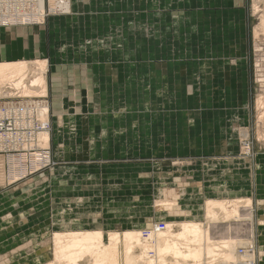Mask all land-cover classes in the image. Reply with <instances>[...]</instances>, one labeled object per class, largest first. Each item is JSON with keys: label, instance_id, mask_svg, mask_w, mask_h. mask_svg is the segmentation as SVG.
<instances>
[{"label": "crops", "instance_id": "0c3cea01", "mask_svg": "<svg viewBox=\"0 0 264 264\" xmlns=\"http://www.w3.org/2000/svg\"><path fill=\"white\" fill-rule=\"evenodd\" d=\"M247 1L70 0L66 16L52 15L38 26L0 27V62H47L52 158L57 162L48 172V192L37 197L44 218L31 220L28 213L25 224H12L11 239L0 245L17 244L15 232L25 235L44 219L48 230L66 227L69 220L87 226L91 216L93 228L106 229L105 207L123 199L118 217L132 214L131 227L142 230L162 214L174 219L165 212L156 217L152 204L163 198L160 191L182 192L187 218L206 199L241 192L253 199V187L254 201L263 200L264 167L258 166L263 173L253 183L247 166L237 172L233 167L235 130L250 118L244 96ZM79 170L86 177L74 173ZM92 179L101 182V200L107 197L99 203L97 218L89 199L85 208L82 198L81 205L75 204L77 197H94L91 182L82 184ZM63 183L70 187L69 198L57 186ZM194 197L198 204H189ZM111 223L116 231L125 224ZM6 232L0 229V237ZM259 239L263 244L264 238Z\"/></svg>", "mask_w": 264, "mask_h": 264}, {"label": "bare ground", "instance_id": "6f19581e", "mask_svg": "<svg viewBox=\"0 0 264 264\" xmlns=\"http://www.w3.org/2000/svg\"><path fill=\"white\" fill-rule=\"evenodd\" d=\"M260 2L255 1L254 5L252 4L253 5L252 6L253 15H256V16L259 15V23L257 24V26H255L252 29L254 40H259L260 36H264V2L263 1H262L263 3H260ZM69 3L67 2V4H64L63 6H61L62 10H64L65 12L69 11V5H70ZM50 6L53 7V2L50 3ZM41 11H44V9H42ZM48 15H52V14L50 13ZM46 72H47L46 60L45 61L44 60H38V61L24 60V61H19V62L18 61L17 62H13V61L0 62V99L10 98V96H16V97L18 96L19 98H22V99L31 98V97L40 96V95L45 96L47 89H48L47 84H46V78H47ZM15 91L17 92L15 93ZM255 98L256 99L254 102V110H255V113H257V118H258V127H256L257 129H256L255 140L257 143L259 142L264 143V93H260V95H257ZM36 111L38 112L37 118L39 119V125H40L38 128L34 127L32 119L26 115L25 117L23 114H20L22 117H20L18 120H16V117H15L13 126L10 125L13 130H8L5 132L6 134L8 133L10 134L11 132L16 131L15 137H13L10 140L8 152L14 151V150H20V149L24 152H27V150L34 149L35 154L32 155L34 164L40 161L45 166H54L52 163H50L51 154H49L48 152L43 154L42 151H40L41 148L42 149L46 148L49 151H51L50 150L51 147L49 148V143L51 141V133H50L51 125L48 119V108L41 104L40 106H38ZM27 126H29V128H26ZM19 128H23L25 130L23 132H19ZM73 129L74 128L72 126L70 127V129L68 128V133L69 132L72 133ZM248 129L249 128H247V126H242V127H238L235 130V132H237L235 134L236 143H237V149H236L237 154L240 155L241 157H244L246 160L248 157H245V156H247L250 151L249 144L246 142L250 135V132ZM61 138H63V136H61ZM71 142L72 141H70V143ZM241 142H246L247 144L243 143L244 144V147H243L242 146L243 144ZM2 143H4V140L2 137H0V144ZM41 146H43L44 148ZM29 155L31 154H27L26 157L23 156L21 158L27 159ZM15 157H18V156L8 155L6 157L5 155V158L0 156L2 168L5 162H7V164H9L10 166L11 171L14 172L15 167L13 166V163H14ZM257 157H258L257 160H259L258 162L259 164L257 166L261 164V167L263 168L264 167V153L262 155H258ZM241 159L235 160L236 162H234L233 164L235 171L238 169L239 170L246 169L245 161L242 162ZM36 168L38 169V167ZM21 171H24V170H21ZM30 172L31 171H29V173ZM19 174L21 173L19 172ZM238 176L240 177V175ZM239 177H237L236 179H241ZM8 182L10 183L11 181L8 180L7 184ZM57 186H60L59 188L60 191H64V189H66L65 197L69 198L71 196L68 190L70 187H67L66 183H63ZM240 186H243V185H240ZM52 188H50V191ZM2 189H5V188H2ZM204 191H208V190H204ZM159 194L162 195L163 198L160 199V201H155L154 204H152L154 205V213H156L155 214L156 217H158L159 213L165 212L170 215H173L174 219L166 218V222H161L157 224L156 226L153 225L154 227L151 226L152 222H148V224L146 225V228L149 230L151 237L147 241H143L142 239L141 228H135L133 226L132 227L130 226V224L132 225L133 221L135 222L136 220L134 217L130 218L132 214L130 216L126 214L125 216L121 215L122 217H118L119 213L121 212L119 208L122 207V205L120 204L123 203L124 201V199L121 200L124 197H121L119 199L121 200L120 204L118 201L112 202L111 204L106 206L104 209V212H103L104 215H105V212L108 213L107 215L109 217L107 218L108 220H110L108 227L106 229L104 227L102 229L101 228L99 229L91 228L92 223L90 221L91 219H89L91 216L88 217V220L86 222L88 223V225L87 226L82 225V227L81 225H79L80 222L78 221H75V220L68 221L67 220L68 223H64L66 225L65 228L64 227L58 228V229H61V231H57V229L54 227L56 231L54 230L53 233L50 232L51 233L49 235L51 236V239H50V242H51L50 251L51 252L50 253L45 248L39 249L38 246L37 247L33 246L34 247L33 250L29 251L30 253L26 255L28 257L21 258L20 256H22V254L19 256V253L16 252L17 255H15V260H16L15 263L17 264H237L238 263L237 261L238 259L236 257L237 248L239 247L248 248L250 245L254 246V242H253L254 233L252 231L253 228L249 230L245 229L247 224H249V222H252L254 220L252 202H251L250 196H247L248 194L241 192V193H237V194L231 195L226 198H221L219 200L206 199L205 202L203 201L200 202L202 203L200 204V209L198 207V209L196 210V213H193L191 218L185 217L182 211L183 206L185 205V202H184L185 198L182 192L181 194L178 195L179 199L178 200L176 199L175 201L173 199H169L173 197L172 192L160 191ZM59 196H62V195H59ZM193 199H195V197ZM196 200L197 199H195V201L193 202L189 200L188 203L189 204L194 203L197 205L198 203H196L197 202ZM256 201L258 202L256 204V207L258 208V211L260 213L259 215L260 216L264 215V199L263 200L256 199ZM80 202H81V199H78L77 203H80ZM28 204L31 205V203H28ZM108 209H111V210H108ZM113 209H116V210H113ZM100 211L92 212V217L96 216L95 218H97L99 214H102L100 213ZM131 212H133V209L129 211V214ZM26 217H27L26 215H23L20 213L17 217H14V219L11 220V223L12 224H16L18 222L24 223V220ZM192 217H196L197 220L192 219ZM41 218L43 219L44 217H41ZM53 218L55 217L53 216ZM62 218L63 217L59 216L58 219L56 220L60 221L61 224H63ZM58 221H54L52 219L51 224L53 226H56ZM112 221H115V222L121 221L127 224V226H125L124 224V228H122L123 229L122 231H119V230L116 231L112 229V223H111ZM47 224H48V220L44 219L42 221V224L32 225L31 228L29 227L30 228L29 231L27 230L24 232H26V234L32 233L35 235V237L37 235V237H40L41 239L39 240V242H41L42 239L45 238V235L48 234L46 233L47 229L44 228ZM35 226L38 227L37 228L38 230H35L36 228L34 229ZM241 226H242V229H241ZM256 227L258 228L257 231L259 232V237H261V239L264 238L263 220L257 219ZM15 228L19 230L18 229L19 227H17V225L15 226ZM40 229H43V230H40ZM43 232L46 233L44 236H43ZM23 248L27 249L28 245ZM46 248L48 249V247ZM148 252H153V255L151 256L148 255ZM259 258L260 259L262 258L261 260H263L264 258V245H259ZM261 264H264V260L261 261Z\"/></svg>", "mask_w": 264, "mask_h": 264}, {"label": "rangeland", "instance_id": "374dc122", "mask_svg": "<svg viewBox=\"0 0 264 264\" xmlns=\"http://www.w3.org/2000/svg\"><path fill=\"white\" fill-rule=\"evenodd\" d=\"M64 1L68 2V3L70 2V0H67V1L64 0ZM255 1L256 2H260L261 1L260 3L264 2V0H248L247 1V6H246V9H245L246 10V25H247V30H246V40H247V42H246V51H245V54H246V62H245L246 80H245V84L246 85H245V88H244V94H245L244 96L248 100V106H249L248 107V113H250V118H249V121H248V124H247V128H249L248 130L250 132V135H249V138H248L249 140L247 139V141H246L249 144L250 151H249V154L247 156H245V157H248L247 160L244 157H241L238 154L234 155L235 160H239V159L242 158L241 161L242 162L245 161V165L248 167V170H249V172L251 174L250 175L251 183H253L254 181L256 182L257 178L262 176V174H261V173H263L262 169H260V168L257 169L258 168V166H257L258 165V162H257L258 161L257 160L258 157L257 156L258 155H262L264 153V143L263 142L262 143L261 142L257 143L256 140H255L256 129H257L256 127H258V118H257V113H255V110H254V102H255V99H256L255 97L257 95H260V93H264V36H260L259 40H254L253 39V30H252L259 23V15L258 16L253 15V10H252V6L254 5ZM45 8H46V6H45ZM69 9H70V5H69ZM68 12L69 11H67V13H61V12H59V9H58V10H56L55 14H52V15L66 16L68 14ZM52 15H50V16H52ZM50 16H48V17H50ZM47 74L48 73H46V76H48ZM36 97L45 98L43 100L44 103L42 102L41 104L42 105L44 104V106H46L48 108V119H49V122H50V125H51L52 124V119H50V116H51V105L49 103L48 89H47V92H46L45 96L44 95L43 96L40 95V96H36ZM233 105H231V106H233ZM246 107H247V105H246ZM215 108H217V107L215 106ZM236 133L237 132H235V134ZM246 142H241V143L242 144L243 143L247 144ZM50 143H51V141H50ZM50 143H49V148L51 147L50 148L51 151H49L48 149L44 148L43 146H41V147H43L44 149L48 150V151H44V152H48L49 154H51L50 155V160H51L50 163H52L54 166H56L57 162H54L53 158L51 157L52 154H53V148H52V144L50 145ZM244 144L242 145L243 147H244ZM15 158H17V157H15ZM31 160H32L31 163H33L34 160L32 158H31ZM28 161H29V159H27L25 161V163H24V162H20V160L16 159L14 161V163H13V166L15 167L14 168V172H13V171H9V167H7L6 162H5V164L3 163L4 165H3V168H2V166H1L2 164H1V160H0V176H1L0 177V223H1L0 224V229L5 228L7 230V232L4 233V235L0 237V242H3V241L11 239V237H9V235H8L10 232H8V231L9 230L11 231V228H12V223H11V219L12 218H10V217H11V215H13L14 212H18V210H19V213H20V211L24 209V211H25L24 215H28V213L30 211L31 214L30 213L29 214H30L31 220H33V219L37 220L42 215V214L39 215V212L37 210L38 206H36V205L38 204V202H41L40 200H38L37 197L38 196L40 197L42 192L43 191H47L46 189H48V187L51 185V180L48 177V172L50 170H52L54 168V166L42 165L41 167L39 166L40 168L38 167V169L36 167H34L37 170L36 171L34 168L31 169V167H33L34 163L32 165H29L30 163H28ZM136 162H133V163H136ZM145 163H146V161H138V164H140V165H143ZM27 167H29V168H27ZM25 169H26V171H25ZM21 170H24V171H21ZM29 171H31V172L29 173ZM79 171L80 172H78V173L76 171L74 173L76 175L82 174L83 176H86L87 173H84L83 170H79ZM19 172L21 174H19ZM32 173H34V174H32ZM256 174H257V176H256ZM14 179H16V180H14ZM8 180L11 181V182L10 183L8 182V184H7ZM90 182H91L93 191L97 192V193H94V197L93 198L92 197H89V198L87 197L85 199L84 197H77V200H78V198H82L83 201H84L83 204H82V206H83L82 208H85L86 207L85 205H86V203H87V201L89 199L88 203L90 205L92 204L91 206L96 207V210L98 209V211H99V208H100V206H99L100 204L99 203H100V201H102L104 198H107V197H106V195H103L102 196V200H101V191L99 190L100 186H101V182L98 179L96 181H95V179H92L91 181L86 180V181L83 182V184L86 185V183H87V186H91ZM81 183H82V181H81ZM22 187L23 188H28V190L26 191L27 193H25V196H23L22 194L20 195L18 193L22 189ZM2 188H5V189H2ZM263 189H264V186H263ZM254 191H255V187H253V194H252L253 195V199L250 198L251 202H252L254 220L252 222H249V224H247V226L245 225L246 226L245 229L249 230V229L253 228V230H252L253 233H254L253 242H254L255 254H256L255 255V260L257 259L256 260V264H261V261H263L264 258H263V260H261L262 258L261 259L259 258V245H264V243L263 244L262 243L258 244V240H260V239H259V232L257 231L258 228L256 226H257V219L263 220V223H264V215H261V216L259 215L260 213L258 211V208L256 207V204L258 202L254 201V199H255L254 198L255 197L254 196L255 195ZM172 193H173V197H171L169 199H173L175 201L177 199L178 194H176L175 191L172 192ZM131 195H129L130 198H131ZM262 197L263 196H261V198ZM14 198H16V199H14ZM113 198L116 199L118 197L117 196L116 197L113 196ZM90 199H93L92 202H90L91 201ZM263 199H264V197H263ZM49 201L51 202V199ZM27 202L31 203V205L28 204ZM61 202L63 204L62 205L63 207L68 206V204L63 203V201H61ZM75 204L76 205H81V204H77V201H76ZM47 205H48V203H47ZM51 205H52V203H50L49 207ZM123 205H125V204H123ZM31 206H32V208H31ZM79 208H81V207H79ZM101 208H102V206H101ZM25 209H27V210H25ZM31 210H32V212H31ZM96 210H94V211H96ZM90 211H93V210H89L88 214H90ZM162 216H161V218H155L156 221L154 220L152 222L151 226H153V225L156 226L157 224H159L161 222H166V219L164 218L165 215H162ZM50 217H52V214H51ZM77 217H85V215L84 214H77ZM154 223H156V224H154ZM8 225H10V226H8ZM96 227L99 228V226H96ZM64 228H65V226H64ZM91 228H93V226ZM241 229H242V226H241ZM54 230H55V228H50L49 227L48 230L46 231V233H48L47 235H45L46 233L43 232V236L45 235V238L42 239L41 242H39V240H41L40 237H37V235L35 237V235L32 234V233L22 235V233L18 234L19 231L15 232L16 235H17V236H15L16 240H17L16 242L17 243H20L21 241L22 242H21V244H14V245H11V246L10 245H6V244H4L5 246L4 245L3 246L0 245V249H1L0 250V264H17V263H15L16 262L15 255H17V253H19V256L22 254V256H20L21 258L28 257L26 255L30 253L29 251L33 250V248L37 247V246L39 247V249L40 248H43V249L45 248L50 253L51 252L50 251V249H51V246H50L51 245V242H50L51 236H49V235L51 233H53ZM146 230H148L146 227L142 229V231H146ZM57 231H61V229H57ZM257 244H258V246H257ZM15 245H17V246H15ZM27 245H28L27 249L23 248V247H25ZM46 247H48V249ZM3 249L6 250V251H4Z\"/></svg>", "mask_w": 264, "mask_h": 264}, {"label": "built area", "instance_id": "2783aa9c", "mask_svg": "<svg viewBox=\"0 0 264 264\" xmlns=\"http://www.w3.org/2000/svg\"><path fill=\"white\" fill-rule=\"evenodd\" d=\"M42 1V3H41ZM0 0V27H8V26H38L44 24L46 18L50 15L55 14L56 10L59 9L61 13H67L62 10L64 4V0ZM53 2V7L50 6V3ZM46 6V8H45ZM44 9V11H41ZM52 10V11H50ZM35 88V87H34ZM17 91H15L16 93ZM45 98L42 97H31V98H19L18 96H10V98L0 99V137L3 138L4 143L0 144V156L5 158L8 155H17L18 157L14 159H19L20 162H24L32 158V155L35 154L34 149L27 150V152L20 150H14L8 152V147L10 145V140L15 137L16 131L11 132L10 134H6L5 132L8 130H13L10 125L13 126L14 119L18 120L22 117L20 114L24 116H28L32 119L33 125L35 128H38L39 119L37 118L36 109L41 105ZM7 100V101H6ZM44 105V104H43ZM25 116V117H26ZM26 128H29L27 126ZM25 129L19 128V132H23ZM42 153H47L44 151H48L46 149H40ZM27 154H31L27 157V159H22L21 157L27 156ZM30 163L32 165L33 163ZM7 164V162H6ZM42 162H36L34 166L39 167L42 166ZM9 171H11L9 164ZM32 169V167H31ZM142 239L143 241H147L150 239L151 235L149 230L142 231ZM148 255H153V252H148ZM237 264H256L255 260V247L249 246L247 247H239L236 250Z\"/></svg>", "mask_w": 264, "mask_h": 264}]
</instances>
